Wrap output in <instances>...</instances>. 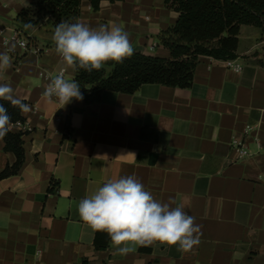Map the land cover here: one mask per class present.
Returning a JSON list of instances; mask_svg holds the SVG:
<instances>
[{
	"label": "crops",
	"instance_id": "obj_1",
	"mask_svg": "<svg viewBox=\"0 0 264 264\" xmlns=\"http://www.w3.org/2000/svg\"><path fill=\"white\" fill-rule=\"evenodd\" d=\"M33 1L0 0V53L11 59L0 82L29 106L24 129L10 130L24 133V164L0 179V264H264L262 30L241 26V72L201 57L189 89L146 84L58 109L42 93L61 71L74 80L76 70L56 54L54 33L31 28L27 51L4 45ZM177 16L165 0L103 2L97 12L85 0L79 22L121 27L135 52L170 58L159 36ZM235 143L250 155L242 158ZM5 146L0 139V172L16 162ZM130 175L157 201L184 205L201 226L198 246L156 243L113 255L110 237L81 221L78 204L108 179Z\"/></svg>",
	"mask_w": 264,
	"mask_h": 264
},
{
	"label": "trees",
	"instance_id": "obj_2",
	"mask_svg": "<svg viewBox=\"0 0 264 264\" xmlns=\"http://www.w3.org/2000/svg\"><path fill=\"white\" fill-rule=\"evenodd\" d=\"M84 1L34 0L19 12L15 28L30 45L31 28L54 33L61 21L79 22ZM87 1L97 12L103 2L114 4L125 0ZM165 5L178 15L175 23L159 36L162 46L170 52V58L135 52L122 63H106L98 72L88 74L82 69L76 70L74 80L80 85L82 101L99 103L105 91L134 94L146 84L189 89L201 57L218 61L238 58L241 26L260 28L264 39V0H165ZM26 24L31 27L26 28ZM0 104L11 117L12 125L25 122L18 107L5 100H0ZM23 135V132L9 131L3 138L5 150L14 153L16 162L0 172V179L18 174L24 164Z\"/></svg>",
	"mask_w": 264,
	"mask_h": 264
},
{
	"label": "clouds",
	"instance_id": "obj_3",
	"mask_svg": "<svg viewBox=\"0 0 264 264\" xmlns=\"http://www.w3.org/2000/svg\"><path fill=\"white\" fill-rule=\"evenodd\" d=\"M52 41L56 54L68 68L82 69L88 74L100 71L110 61L122 63L135 53L128 33L118 26L93 28L81 22L61 21L55 27ZM9 68V55L0 53V73ZM13 92L11 85L0 82V100L9 101L22 113H27L29 106L17 100ZM42 97L48 103L58 104V109L73 99L82 101L84 98L79 83L66 79L63 72L50 80ZM11 126V117L0 104V139L7 135ZM78 214L94 232L107 233L114 248L113 255L126 256L134 247L156 243L189 252L201 242V226L184 210L183 204L172 207L170 203L157 201L131 175L108 179L80 200Z\"/></svg>",
	"mask_w": 264,
	"mask_h": 264
},
{
	"label": "built area",
	"instance_id": "obj_4",
	"mask_svg": "<svg viewBox=\"0 0 264 264\" xmlns=\"http://www.w3.org/2000/svg\"><path fill=\"white\" fill-rule=\"evenodd\" d=\"M11 43L18 44L19 47L22 50H24V51L29 50V42H28V40L24 37V35H22L21 32H19L17 30H14L12 35H10L9 37L4 39V45L5 46H9ZM263 43H264V39H263ZM33 50L36 53L40 52V50L38 48H36V47H34ZM223 64L228 69L234 70L236 72H241L243 70V68H244V66L236 59H230V60L223 61ZM61 72L64 73V71H61ZM12 126L24 129V123H22V122H17L15 124H13ZM235 144L236 145H240L239 151H240V155L242 156V158L248 157L250 155L249 151L244 147L243 144H240V143H235Z\"/></svg>",
	"mask_w": 264,
	"mask_h": 264
},
{
	"label": "rangeland",
	"instance_id": "obj_5",
	"mask_svg": "<svg viewBox=\"0 0 264 264\" xmlns=\"http://www.w3.org/2000/svg\"><path fill=\"white\" fill-rule=\"evenodd\" d=\"M31 40H32V41H31L32 43H35V41H36L35 38H31Z\"/></svg>",
	"mask_w": 264,
	"mask_h": 264
}]
</instances>
